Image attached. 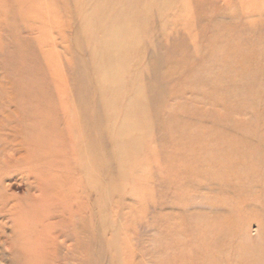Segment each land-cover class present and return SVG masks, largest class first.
I'll use <instances>...</instances> for the list:
<instances>
[{
  "label": "rangeland",
  "instance_id": "374dc122",
  "mask_svg": "<svg viewBox=\"0 0 264 264\" xmlns=\"http://www.w3.org/2000/svg\"><path fill=\"white\" fill-rule=\"evenodd\" d=\"M0 264H264V0H0Z\"/></svg>",
  "mask_w": 264,
  "mask_h": 264
},
{
  "label": "bare ground",
  "instance_id": "6f19581e",
  "mask_svg": "<svg viewBox=\"0 0 264 264\" xmlns=\"http://www.w3.org/2000/svg\"><path fill=\"white\" fill-rule=\"evenodd\" d=\"M124 16V15H123ZM127 20V17L124 16V19L122 21L123 23V26L122 28L119 30V36L120 38H127V36H129V29H130V26L127 24V22L125 21ZM117 45H115L114 47H116ZM120 47V46H119ZM108 62V60H106ZM106 66H103L102 69H100V73L102 74V71L105 73V79H107V77H110L111 75H115V71H106L105 68ZM136 119H137V116L136 115H133L132 117V122L129 123L127 125V129L125 130V135L123 136H120L119 138V142H120V145H121V148H133L135 147L137 144H138V141L140 140V128H139V124L136 123ZM136 134L137 137L134 135ZM124 146V147H122ZM120 148V150H121Z\"/></svg>",
  "mask_w": 264,
  "mask_h": 264
}]
</instances>
